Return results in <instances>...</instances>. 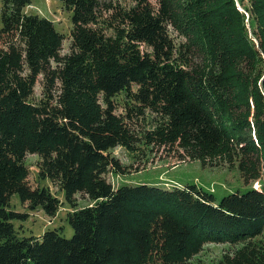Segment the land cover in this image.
Wrapping results in <instances>:
<instances>
[{
	"label": "trees",
	"instance_id": "16d2710c",
	"mask_svg": "<svg viewBox=\"0 0 264 264\" xmlns=\"http://www.w3.org/2000/svg\"><path fill=\"white\" fill-rule=\"evenodd\" d=\"M61 1L72 13L66 54V34L26 13L32 0H2L0 264H191L207 244L261 236L264 186L218 200L196 185L114 187L107 178L125 173L111 151L131 143L126 121L145 112L158 118L152 141L201 159L236 148L243 174L264 171V40L254 42L236 1ZM250 2L264 38V0ZM28 155L64 201L29 185ZM79 194L92 204L77 209ZM14 195L49 217L73 207V237H20L13 220L27 214L10 210ZM218 264H264V253L248 248Z\"/></svg>",
	"mask_w": 264,
	"mask_h": 264
},
{
	"label": "rangeland",
	"instance_id": "374dc122",
	"mask_svg": "<svg viewBox=\"0 0 264 264\" xmlns=\"http://www.w3.org/2000/svg\"><path fill=\"white\" fill-rule=\"evenodd\" d=\"M124 6L132 5L131 0H115ZM237 5L245 12L250 36L258 45L263 31L253 21L250 12V0H235ZM153 6H157V0H151ZM2 0H0V17L2 13ZM248 12V13H247ZM28 15H38L54 22L57 31L66 34L63 46V54L69 52L70 36L72 28V13L66 10L61 0H32L27 7ZM1 28V21H0ZM68 35V36H67ZM176 41H182L177 33H172ZM263 62H258L256 72L263 76ZM44 78L40 76L31 97L33 103H39L44 98ZM60 93L59 86L54 94ZM125 96L118 97V101ZM122 102V101H121ZM117 114L124 116L120 107ZM131 133V143L127 146H119L111 151V156L116 158L124 168V174L110 172L108 180L114 187L120 185H157L166 188L196 185L208 193H213L218 200L234 192H245L249 188L261 189L264 186V171L260 170L259 176L251 178L243 174L240 169L244 154L233 149L214 158L201 159L183 149L172 146H164L152 141L148 135H152L158 129L157 116L145 112L126 121ZM40 157L28 155L26 164L29 168L28 183L32 188L49 186L64 201V195L58 191L55 183L41 181L38 177V163ZM77 209L90 206L92 203L82 194L77 195ZM10 210L19 214H27L26 219L13 220V224L20 237H42L46 232L57 230L62 236L70 239L74 235L72 226L67 221V215L73 211V207L67 203L63 205L56 217H49L42 208L33 210L29 204H23L18 195L10 199ZM255 248L264 253V233L254 239H249L238 244H207L191 264H218L226 254H234L246 249Z\"/></svg>",
	"mask_w": 264,
	"mask_h": 264
}]
</instances>
